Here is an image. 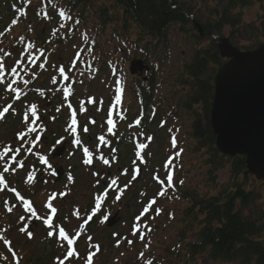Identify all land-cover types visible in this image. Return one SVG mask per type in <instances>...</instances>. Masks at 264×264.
I'll return each instance as SVG.
<instances>
[{"label":"rangeland","instance_id":"rangeland-1","mask_svg":"<svg viewBox=\"0 0 264 264\" xmlns=\"http://www.w3.org/2000/svg\"><path fill=\"white\" fill-rule=\"evenodd\" d=\"M173 1L189 13L187 16L190 20L203 25L212 19V10L227 0ZM248 1L247 7L237 9L233 13L240 17L238 34L241 32V35L235 33L232 39L230 38V43L240 50L252 49L264 44V40L257 35L263 29L264 4L256 0ZM109 2L110 0H92L83 25L64 42L66 38L63 37L65 33L68 34V30H57L61 27L60 19L53 12L42 13L40 9L42 4L34 0L33 8L26 12L19 24L14 26L15 29L9 35L6 34L0 43L5 46L0 52H3L7 60L0 63L12 69L13 62L16 61L19 64V72L26 73L23 74L24 81L27 80L35 90L33 95H35L34 99L37 98L35 101L39 107L36 108L35 117L42 116L43 122L48 126L47 133L52 132V136L48 134V137L45 136L47 143L44 141L36 143L32 139L18 142L19 132L26 131L27 124L35 118L31 115L29 106H19L18 103L13 107L24 116L16 118L12 114L13 107H10L11 116L9 115V118L0 124L2 164L0 175L4 180H8L9 186H17L18 189L23 190L21 192L29 197L32 206L33 203L35 204L33 210L36 212V216H33L31 211L19 212V208L15 207L16 200L6 197L0 200V258L5 260L4 264H15L17 261L19 264H58L57 258L64 257V248L63 241L57 237L59 232L55 231L57 224L59 223L69 235L77 233L84 213L95 207L94 203L97 201L95 198H110V196L113 199L112 207H102L99 217L95 216L91 222L93 224L90 223L91 225L86 227L80 240L73 243L74 248L77 244L76 249L80 253L88 252L93 243H98L97 245L102 247L98 254L88 253V255L94 253L93 264L190 262L187 260V246L195 239L198 223L196 224L194 219H183L182 213L189 201L186 202L178 195L190 192L198 198L201 196L211 198L227 192V189L234 184L228 170L229 165L226 163L223 167L219 166L213 170L212 174H207L209 166L206 165V159L209 156L205 151L200 153L191 151L194 144L188 127L191 118L180 109L182 102L193 92L187 86L178 83L179 76L183 73L182 66L189 64L194 54L199 53L200 50L211 51L212 43L209 35L197 41L195 38L192 39L191 35L181 32L180 27L176 25L167 34L166 52H162L159 58L143 60L140 52L132 47V31L116 38L112 36L113 28L101 26L99 10L104 5L109 7ZM4 3V0H0V11ZM0 16L1 19L4 18L2 11ZM52 28L57 31L58 45L52 42L49 44L50 36L47 37V31H52ZM192 28V24L187 26V29ZM228 35L230 36L229 29L226 28L222 36L228 38ZM24 37L35 42L32 44L35 47H29L31 43L28 42V38L23 40ZM38 39L43 41H37ZM92 49L93 53L88 56L89 50ZM35 54H37V62H33L32 59ZM135 59H142L147 62L149 68H152L150 73L144 75L147 79L133 77L125 71L129 62ZM60 67L65 69L64 76L68 77L67 80L60 75ZM35 69L38 70L35 72ZM114 69L115 71L120 69L124 74L126 85L112 75ZM216 70L209 66L207 74L213 73L212 77H214ZM150 77L155 83L151 93L152 106L144 108L139 105L137 95L139 91L136 89L144 85ZM208 77L210 75L204 78ZM53 78L56 83H53ZM65 86L71 87L69 89L72 91L63 94L61 89ZM117 87L121 89L119 104L115 100ZM18 95L23 97V92ZM6 100L0 102V108L6 105ZM69 104L73 106L71 109L67 106ZM69 109L71 112L75 110L77 121L75 127H78L77 133L72 132L70 136H79V143L74 142L77 137L75 139L66 136L65 124L71 125L72 120V113L69 114L70 116L67 113ZM194 109L200 112L199 105L194 106ZM108 111H113L111 112V119L114 121L113 133L107 131ZM123 114L124 120H120L118 115ZM26 116L28 120L25 119ZM92 120L95 123H92ZM137 120L140 121L139 128L134 127ZM85 126L88 127V132L83 131ZM128 133L131 137L123 136ZM100 136H103L104 140H100ZM64 138L69 140L70 146L66 147L59 158H54L59 159V164L62 162L63 165L60 180L55 182L54 178H51L41 186L29 183L25 185L24 179L31 176L28 170L33 171L32 167L36 165L38 167L45 160L51 162L53 167L58 164L53 162L55 160L52 161L50 153L56 148L55 146L65 140ZM140 143L146 144V148L140 151V156L144 158L146 164L143 167L141 158L134 161L132 154H129L131 151L132 153H135V150L139 151L136 146ZM85 148L88 149V153H85ZM115 148L116 153L112 154ZM19 149L23 150V155L19 152L20 156H15L14 151ZM89 159L91 163L84 162ZM105 159L109 161L108 164L103 162ZM6 162L9 164L12 162L11 166L6 167L8 165ZM133 162L135 164L131 166ZM24 163L26 164L24 171L16 170L19 164ZM137 166L142 172L138 178L133 179L135 175L131 167ZM3 167L8 171L4 172ZM121 171L130 173L122 176ZM167 174L172 175L174 187H166ZM112 179L117 180L114 187L119 191L105 195L103 185L105 182H109L110 185ZM161 180L164 181V194L158 195L162 190V184L159 183ZM236 183L243 186V191L252 192L256 197L254 203L242 213L264 222V184L251 174L239 176ZM50 194L53 197H50ZM114 194L118 195V201L114 200ZM153 198L156 202L151 206L148 214L143 215L145 218L136 220L138 214H141L142 209ZM48 204L57 209L55 214L47 207ZM9 208L11 211L8 210ZM157 208L161 210L159 215L155 212ZM49 216L52 217L50 226L56 232V238L53 236L49 237L51 239H46L44 233H40L42 230L39 220ZM60 216L63 218L62 221ZM108 216H112L113 224L105 228L101 219ZM134 225L137 226L135 229ZM145 225L150 227L151 231H148ZM22 226L33 233L32 238H28L27 232L20 231ZM141 233L144 235L143 240L140 239ZM88 237L92 239L89 240ZM5 240L9 243L6 244ZM129 240L132 241L131 244L128 243ZM255 240L264 246V232H261ZM9 248L12 251H9ZM83 258L84 256L79 259L72 258L67 263L83 264ZM192 262L223 264L211 262L207 253L197 254Z\"/></svg>","mask_w":264,"mask_h":264},{"label":"trees","instance_id":"trees-1","mask_svg":"<svg viewBox=\"0 0 264 264\" xmlns=\"http://www.w3.org/2000/svg\"><path fill=\"white\" fill-rule=\"evenodd\" d=\"M11 1L20 11L14 13L9 5L5 4L4 8L8 13L11 12V17L6 18L4 26L12 25V29H14V26L19 24L18 21L22 20L30 6H25L27 1L22 6H19L16 0ZM256 1L264 4V0ZM91 2L92 0H47V9L49 11L54 10L57 14L63 12L65 14L64 22H68V17H70V24L75 27H70L71 32L83 25ZM109 3V7L104 5L99 10L101 26L113 28L112 36L116 38L132 31L133 49L138 50L144 58L157 56L159 58L161 53L168 49L167 34L169 30L176 25L180 27L181 32L191 35V38H195L197 41L208 35L222 37L223 30L227 28L230 33L227 39L228 42H231V37L235 33L238 36L241 35V32L238 34L240 17L233 13L237 9L247 7L249 1L227 0L212 10V19L203 25L198 23L202 30V36L195 28L187 29V26L192 24V20L187 16L189 13L185 12L184 8L173 0L169 2L165 0H110ZM12 20H15L16 23L12 24ZM193 22L197 24V22ZM0 25L3 24L0 23ZM262 28L263 31L261 30L257 35L264 40V21ZM47 32V37H49L51 32L49 30ZM53 34L51 33L50 37ZM57 40L56 34L49 41L58 45ZM37 41L43 40L38 39ZM211 43L210 52L200 50L199 53L194 54L189 64L182 66L183 73L182 76H179L178 83L187 86L193 92L182 102L180 109L191 118L188 126L190 138L194 142L191 151L199 153L205 151L209 156L206 159V165L209 166L207 174H212L213 170L219 166L223 167L226 163L229 165L228 170L234 184L227 189V192L211 198L202 196L198 198L190 192L179 194L186 202L189 201V204L184 207L183 219H194V222L198 223L195 239L187 246V260L190 262L184 264H193L192 261L199 253H207L208 259L216 263L264 264V246L255 240L261 232H264V222L242 213L254 203L256 197L252 192L243 191V186L236 183L239 176L250 174L246 169L245 158L242 156H236V158L223 156L214 147V136L208 121L213 94V86H211L213 73L207 74V68L211 66L217 69L222 60L219 57L216 44ZM256 47L242 50L252 51ZM206 75H210V77L205 79ZM153 85L154 80L150 77L146 84L149 92L144 89L139 90L138 94L144 97L146 103H149V99H151ZM197 105L200 106V112L194 109V106Z\"/></svg>","mask_w":264,"mask_h":264},{"label":"water","instance_id":"water-1","mask_svg":"<svg viewBox=\"0 0 264 264\" xmlns=\"http://www.w3.org/2000/svg\"><path fill=\"white\" fill-rule=\"evenodd\" d=\"M217 41L226 62L214 76L209 114L215 147L225 156H244L248 171L264 182V45L242 52ZM142 68L133 61L129 69L135 74Z\"/></svg>","mask_w":264,"mask_h":264},{"label":"snow or ice","instance_id":"snow-or-ice-1","mask_svg":"<svg viewBox=\"0 0 264 264\" xmlns=\"http://www.w3.org/2000/svg\"><path fill=\"white\" fill-rule=\"evenodd\" d=\"M60 15H61V16H64L65 14L62 12V13H60ZM68 18L70 19V17H68ZM15 23H16V21L14 20V21H13V24H15ZM76 23H79V21H76ZM0 35H2V34H0ZM30 47H31V45H30ZM41 66H42V65H41ZM12 71H16V69L13 68ZM59 73H60L61 76H64L65 69H64L63 67H60V68H59ZM64 79L67 80L68 77H67V76H64ZM56 82H57V81L55 80V78H53V83H56ZM24 83H25V84H28V81L25 80ZM7 87H11V85H7ZM68 91H70V89H66V90H65L66 93H67ZM12 92H16V89H15V88H12ZM116 92H117V94H116V96H115V100H116V103L119 104V103L121 102V95H120V93H121V89H120L119 87H117ZM9 107H11V106H9ZM68 107L71 109L72 106L69 104ZM57 110L59 111V109H57ZM7 111H8V109L5 108L2 112H0V118H3L4 113L7 112ZM36 114H37V112H36V106L33 105V106H31V115H32L33 117H35ZM108 115H109V118H108V120H107V125H108L107 131H108L109 133H113L114 121L111 119V115H112V113L109 112ZM75 117H76V112H75V110H73V111H72V120H71V125H70L71 130H72L73 132L76 131L75 125L77 124V121H76ZM25 119L28 120V117L26 116ZM34 122H35V121H32V123H34ZM91 122H92V123H95L94 120H92ZM136 123L139 124L140 121L137 120ZM29 131H30V132H35L36 129L33 128V127H30V126H29ZM83 131H84V132H88V127L85 126L84 129H83ZM99 139H100V140H104V137H103V136H100ZM77 142L79 143V141H77ZM173 145H175V139H174V138H173ZM136 147H137L139 150H143V149L146 148V144H145V143H140V144H138ZM84 151H85V153H88V149H87V148H85ZM135 155H136L137 157H139V156L141 155L140 151H136V152H135ZM177 155H179V153H177ZM84 162H85V163H91V160H90V159H89V160H85ZM103 162H104L105 164H108V163H109V161L106 160V159H105ZM3 171H4V172H7L8 169H7V168H4ZM29 179H31V177H30ZM133 179H135V176L133 177ZM166 180H167V185H166V187H174L173 184H172V175H171V174H167V175H166ZM2 182H3V180L0 179V183H2ZM116 183H117V180H116V179H112V180H111V185H115ZM160 183L162 184V190L158 193V195H163V194H164V188H163V186H164V181H160ZM180 183H183V181H180ZM125 187H127V185H126ZM13 191H15V190L13 189ZM17 195H19V193H17ZM21 199H23V197H21ZM117 199H119V197H117ZM155 202H156V201H155V199L153 198V199L147 204V206H146L144 209H142L141 216H143L145 213H147V212L149 211V209L151 208V206H152L153 204H155ZM24 204H25V206L28 208V210L31 211L32 215H33V216H36V212H35V210H33V209L29 206L27 200H24ZM47 207L51 209V212H52L53 214L56 213L57 209H56L55 207H53L51 204H48ZM100 207H101V205H100V203H99V199H98V200L96 201V203H95V209H99ZM95 209H94V210H95ZM9 211H11V208H9ZM160 211H161V210H160L159 208L155 209V212H156L157 215L160 214ZM38 218H39V217H38ZM21 219H23V217H21ZM87 219H91V217H88ZM104 219L106 220L107 217H104ZM140 219H141L140 216L136 217V220H140ZM102 222H103V221H102ZM43 223L46 224V225H51V224H52V217L49 216L47 219H44V220H43ZM135 227H137V226L134 225V229H135ZM145 228H146L148 231H151V228L148 227L147 225H145ZM20 231H21V232H27V236H28V238H32L33 233H32L31 231H27V229H26L25 227L22 226V227L20 228ZM48 235H49V236H52L53 233H52L51 231H49V232H48ZM133 235H134V236L136 235V231H135V230L133 231ZM59 236H60L63 240L67 241V245L69 246L68 249H67V253H66V256L64 257V259H60L59 257L57 258V260H58V264H64V260L68 259L69 257H73L74 255H78V254L75 253L74 250L70 247L71 245H73L74 241H73L72 239L69 238V236L65 233L64 228H62V227L59 229ZM88 239L91 240L92 238H91V237H88ZM140 239H141V240L144 239V235H143V233L140 234ZM4 242H5L6 244L9 243L7 240H5ZM128 243L131 244L132 241L129 240ZM117 246H119V241H117ZM147 246H148V245L146 244L145 247H147ZM95 248H96V251H99V246H98V245L95 246ZM9 251H12L11 248H9ZM12 254H13V256L16 255L14 252H13ZM93 255H94V253H90V254L88 255V257H87V259H86V261H85V264H93V261H92V256H93ZM141 256H143V253H141ZM17 264H19L18 261H17ZM148 264H151V261H149Z\"/></svg>","mask_w":264,"mask_h":264},{"label":"flooded vegetation","instance_id":"flooded-vegetation-1","mask_svg":"<svg viewBox=\"0 0 264 264\" xmlns=\"http://www.w3.org/2000/svg\"><path fill=\"white\" fill-rule=\"evenodd\" d=\"M47 134H48L47 133V130H45L44 133H43V135H40V138L38 136V139L47 143L48 140L45 137V136H47ZM32 170H34V175H33L34 181L36 183H38V186H41V185L47 183L51 179V175L43 174V172L40 171V169H38V168H35V169L32 168Z\"/></svg>","mask_w":264,"mask_h":264}]
</instances>
